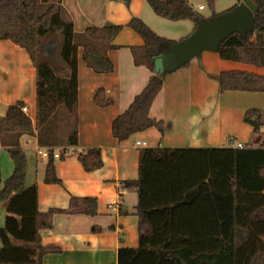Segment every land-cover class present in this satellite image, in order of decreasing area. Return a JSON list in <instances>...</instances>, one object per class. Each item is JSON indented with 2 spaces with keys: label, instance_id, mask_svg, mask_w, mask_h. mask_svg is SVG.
<instances>
[{
  "label": "trees",
  "instance_id": "1",
  "mask_svg": "<svg viewBox=\"0 0 264 264\" xmlns=\"http://www.w3.org/2000/svg\"><path fill=\"white\" fill-rule=\"evenodd\" d=\"M215 1L207 0L211 9H215ZM252 1L258 7L254 32L245 37L231 35L221 42L217 52L222 59L264 67V0ZM147 2L162 18L192 20L194 30L203 18L189 0ZM41 4L47 7L38 14ZM224 12H214L211 18ZM126 26L144 40V45L131 47L135 65L146 66L153 74L129 108L114 119L112 133L119 141L151 127L165 134L166 122L149 114L167 74L155 72V60L178 41L157 34L139 17L132 18ZM124 27L112 23L88 27L81 36L84 42L79 44L62 0H0V39L26 49L37 72L35 123L22 110L23 101L11 105L7 114L0 116V140L14 164L13 173L0 189V204L7 203L0 227V264H42L47 253L58 251L41 241V231L53 227L56 210L41 212L37 185H26L27 155L20 144L22 136H36L38 144L47 148L48 184H62L56 175L58 148L61 159L72 149V155L78 157L87 172L103 166L101 148L76 150L78 54L82 47V58L89 68L96 73H111L114 63L108 52L116 48L114 40ZM51 35H58L61 42L48 38ZM57 49L62 63L56 60ZM217 80L222 91L264 92V75L228 71L219 74ZM94 101L100 107L113 104L103 88L97 91ZM62 115L66 116L63 134L59 132ZM244 120L253 127L254 142L259 145L212 150L216 172L213 195L206 193L201 183L211 150L141 151L139 177L123 181L125 187L138 192L139 245L121 247L117 264H264V112L249 109ZM79 201L78 209L70 213L98 215L96 197Z\"/></svg>",
  "mask_w": 264,
  "mask_h": 264
},
{
  "label": "crops",
  "instance_id": "2",
  "mask_svg": "<svg viewBox=\"0 0 264 264\" xmlns=\"http://www.w3.org/2000/svg\"><path fill=\"white\" fill-rule=\"evenodd\" d=\"M240 1L232 0L227 9H211L204 15L195 9L193 0H189L204 18H211L214 12H224ZM62 5L73 22L79 44L84 42L81 36L88 27H102L108 23L125 27L114 40L116 48L108 52L114 63L111 73H96L89 68L82 58V47L78 54L76 150L101 148L103 166L85 171L70 149L65 159L55 157L56 175L62 184H48L45 182L47 148L38 144L36 136L20 138L21 147L28 151L26 185H37L41 212L56 210L53 227L41 231V241L45 246L57 247L58 251L47 253L42 264H117L121 247L139 245L136 215L139 196L136 189L125 187L123 181L139 177L141 151L156 148L211 150L207 158L208 170L201 183L205 192L213 195L216 172L212 150L240 148L239 144L246 147L250 143L258 146L254 142L253 127L244 117L252 108L264 112V92L222 91L217 76L228 71L264 75V67L222 59L218 52H203L201 59H193L164 77L162 90L149 114L166 122L165 134L151 127L119 141L112 133L114 119L129 108L153 74L146 66L135 65L131 47L144 45V40L126 25L132 18L139 17L157 34L181 40L193 32L195 23L189 19L162 18L147 0H62ZM199 9L205 7L199 5ZM100 88L113 100L112 105L100 107L95 103L94 96ZM18 101L25 103L23 107H27V115L35 123L36 67L26 49L11 40L0 39V116H5L9 107ZM0 144V149L9 153L1 140ZM60 150L56 149L55 153L60 154ZM9 167L8 161L6 166L0 163V170L4 169L5 174ZM9 177L4 179L1 174L0 184ZM84 197L97 198L98 215L70 213L78 209L79 199ZM94 227L98 230L94 231Z\"/></svg>",
  "mask_w": 264,
  "mask_h": 264
},
{
  "label": "water",
  "instance_id": "3",
  "mask_svg": "<svg viewBox=\"0 0 264 264\" xmlns=\"http://www.w3.org/2000/svg\"><path fill=\"white\" fill-rule=\"evenodd\" d=\"M257 5L252 0H241L218 18H202L197 28L187 37L172 44L155 60L157 74L171 73L193 59H201L203 52H217L223 40L235 33L245 37L254 32Z\"/></svg>",
  "mask_w": 264,
  "mask_h": 264
},
{
  "label": "rangeland",
  "instance_id": "4",
  "mask_svg": "<svg viewBox=\"0 0 264 264\" xmlns=\"http://www.w3.org/2000/svg\"><path fill=\"white\" fill-rule=\"evenodd\" d=\"M52 1H54V0H50V2H52ZM231 1H232V0H216V1H215V10H216V11H223L224 9H227V7H229ZM193 3H194V5H195V9L198 10L200 13H202V14H204V15H207V14L210 13V11H211V7H210L209 3L207 2V0H193ZM199 5H203V7H205V9L200 10V9H199ZM46 7H47V5H43V4H41V6H40L39 9H38V14L43 13V12L45 11ZM191 33H192V32H191ZM191 33H190V34H191ZM186 37H187V36H186ZM48 38H56L57 41H58L59 43L61 42V38H60L58 35H56V36L51 35V36L48 37ZM184 38H185V37H184ZM178 41H179V40H178ZM57 50H58V53H57L58 55H57L56 60H57L59 63H62V61H61V59H60V56H59V49H57ZM65 118H66V116H65V115H62V116H61V119H60V121H59V132H60L61 134H63L64 131H65V125H64ZM0 146H1V144H0ZM26 152H28V151H26ZM7 161H8L9 164H10L9 172H7V173L5 174V171H3L4 169L0 170V175L2 174V177H4V179H5L6 177L11 176L12 171H13V170H12V168H13V162H12V160H11V158H10L9 153H7V151H5V150H3V149H2V150L0 149V163H3V165L6 166ZM2 171H3V172H2ZM2 185H3V184L1 183V184H0V187H2ZM6 205H7V203H2V204H0V227H2V225H3V223H4V218H5V215H6V209H7ZM0 245H1V243H0Z\"/></svg>",
  "mask_w": 264,
  "mask_h": 264
},
{
  "label": "built area",
  "instance_id": "5",
  "mask_svg": "<svg viewBox=\"0 0 264 264\" xmlns=\"http://www.w3.org/2000/svg\"><path fill=\"white\" fill-rule=\"evenodd\" d=\"M22 110L27 114L28 113V109L27 107H22ZM238 147L243 148L244 146L242 144H239ZM60 154L59 153H55V157H59Z\"/></svg>",
  "mask_w": 264,
  "mask_h": 264
},
{
  "label": "clouds",
  "instance_id": "6",
  "mask_svg": "<svg viewBox=\"0 0 264 264\" xmlns=\"http://www.w3.org/2000/svg\"><path fill=\"white\" fill-rule=\"evenodd\" d=\"M211 107H212V104L209 105V108H211ZM205 114H207V113H205Z\"/></svg>",
  "mask_w": 264,
  "mask_h": 264
}]
</instances>
